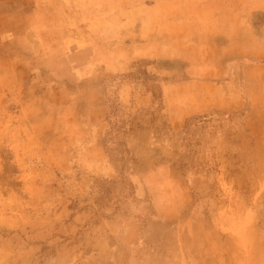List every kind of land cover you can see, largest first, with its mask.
<instances>
[{
	"label": "rangeland",
	"instance_id": "rangeland-1",
	"mask_svg": "<svg viewBox=\"0 0 264 264\" xmlns=\"http://www.w3.org/2000/svg\"><path fill=\"white\" fill-rule=\"evenodd\" d=\"M21 8L0 264H264V0Z\"/></svg>",
	"mask_w": 264,
	"mask_h": 264
},
{
	"label": "crops",
	"instance_id": "crops-1",
	"mask_svg": "<svg viewBox=\"0 0 264 264\" xmlns=\"http://www.w3.org/2000/svg\"><path fill=\"white\" fill-rule=\"evenodd\" d=\"M21 5L22 0H0V13L12 14L10 17L13 19L11 21L15 28L18 27V20H20L18 14L22 12Z\"/></svg>",
	"mask_w": 264,
	"mask_h": 264
}]
</instances>
